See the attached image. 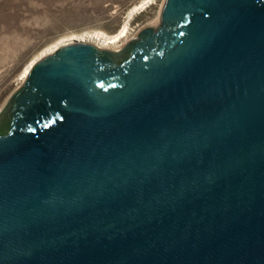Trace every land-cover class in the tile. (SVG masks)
Returning a JSON list of instances; mask_svg holds the SVG:
<instances>
[{
    "label": "water",
    "instance_id": "1",
    "mask_svg": "<svg viewBox=\"0 0 264 264\" xmlns=\"http://www.w3.org/2000/svg\"><path fill=\"white\" fill-rule=\"evenodd\" d=\"M164 2L1 108L0 264H264V0Z\"/></svg>",
    "mask_w": 264,
    "mask_h": 264
},
{
    "label": "rangeland",
    "instance_id": "2",
    "mask_svg": "<svg viewBox=\"0 0 264 264\" xmlns=\"http://www.w3.org/2000/svg\"><path fill=\"white\" fill-rule=\"evenodd\" d=\"M142 0H0V109L24 80L27 66L47 47L72 34H113L129 24L128 39L150 25L165 0L130 15ZM122 40L120 45L128 40ZM38 55V56H37Z\"/></svg>",
    "mask_w": 264,
    "mask_h": 264
},
{
    "label": "bare ground",
    "instance_id": "3",
    "mask_svg": "<svg viewBox=\"0 0 264 264\" xmlns=\"http://www.w3.org/2000/svg\"><path fill=\"white\" fill-rule=\"evenodd\" d=\"M155 0H142L141 2L134 5V7L131 9L130 15H133L137 11L144 10L150 4L154 3ZM165 3V2H164ZM164 3L162 5L160 15L159 17L153 21L150 25H156L158 22H160L161 19V13L164 6ZM129 35V24L125 23L119 31L113 34H108L103 31H90V32H83L82 34H72L70 37H66L62 39V41H58L55 44L47 47L38 57H36L24 70L21 79L25 80L27 75L30 72L31 67L33 66L34 62L37 61V59L42 58L43 56H46L48 54H51L55 51L56 48H58L60 45L70 43L72 41L78 40V41H84L93 43L101 48H109V49H118L121 45L119 42H121L123 39H128Z\"/></svg>",
    "mask_w": 264,
    "mask_h": 264
},
{
    "label": "flooded vegetation",
    "instance_id": "4",
    "mask_svg": "<svg viewBox=\"0 0 264 264\" xmlns=\"http://www.w3.org/2000/svg\"><path fill=\"white\" fill-rule=\"evenodd\" d=\"M158 26V25H157ZM157 26H155V27H157ZM134 38H138L137 37V35L135 36V37H131V38H129L125 43H124V45H121L117 50L116 49H110V50H112V51H119V50H121L124 46H125V44L128 42V41H130V40H132V39H134ZM133 56V53L131 54V55H128L126 58L124 57L122 60H119L118 61V64L117 65H115V66H121V65H123L124 63H126L127 61H129L130 59H131V57ZM23 84V83H22ZM22 86V85H21ZM20 86V87H21ZM19 87V88H20ZM18 88V89H19ZM16 91V90H15ZM9 99V98H8ZM6 103V102H5ZM3 107V106H2ZM1 107V108H2ZM1 110V109H0ZM1 121V120H0ZM12 129H13V125L12 126H10L9 127V129H7L6 130V132H4V133H9V132H11L12 131ZM2 133V132H1Z\"/></svg>",
    "mask_w": 264,
    "mask_h": 264
}]
</instances>
